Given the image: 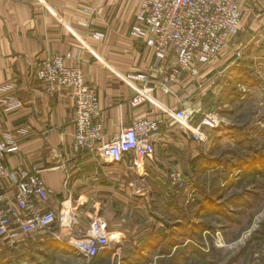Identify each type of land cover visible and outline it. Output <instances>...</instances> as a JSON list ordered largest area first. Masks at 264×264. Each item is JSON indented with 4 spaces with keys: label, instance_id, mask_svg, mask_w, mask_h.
<instances>
[{
    "label": "crops",
    "instance_id": "0c3cea01",
    "mask_svg": "<svg viewBox=\"0 0 264 264\" xmlns=\"http://www.w3.org/2000/svg\"><path fill=\"white\" fill-rule=\"evenodd\" d=\"M141 2L0 0V141L9 146L4 162L11 172L35 171L42 176L50 203L57 209L55 228L62 239L86 230L90 218L102 215L115 238L100 254L111 256L122 250L153 248L150 237L157 231L140 221V195L133 189L145 184L147 177L131 172L127 161L110 163L94 153L77 152L72 97L68 91L47 94L33 67L54 54L63 55L69 66L80 64L97 91L106 139L135 119H163L155 155L146 161V175L166 167L182 169L184 160L197 156L198 145L209 139L192 138L191 129L201 121H196L198 115L190 125L175 122L172 115L191 105L190 98L196 105L203 104L201 111L206 112L208 97L203 94L210 86L209 78L221 75L216 65L219 58L200 65L196 76L185 74L173 82L164 80L166 65L150 73L145 82L129 81L127 75L147 73L155 62L153 50L130 37ZM241 6L240 32L230 45L234 52L247 44L264 45V0H241ZM93 31L103 32L105 38H93ZM220 60L218 65L225 59ZM143 87L149 89L147 99L134 106L132 99ZM193 87L198 99L191 96ZM15 102L20 105L13 107ZM15 193L9 180L0 187L4 198Z\"/></svg>",
    "mask_w": 264,
    "mask_h": 264
},
{
    "label": "rangeland",
    "instance_id": "374dc122",
    "mask_svg": "<svg viewBox=\"0 0 264 264\" xmlns=\"http://www.w3.org/2000/svg\"><path fill=\"white\" fill-rule=\"evenodd\" d=\"M218 63L221 75L209 78L203 94L206 112L189 99L195 118L213 113L220 120L207 129L209 143H200L182 169L145 176L138 215L157 231L152 249L88 261L66 239L44 236L0 244V264H264V45L229 47Z\"/></svg>",
    "mask_w": 264,
    "mask_h": 264
},
{
    "label": "built area",
    "instance_id": "2783aa9c",
    "mask_svg": "<svg viewBox=\"0 0 264 264\" xmlns=\"http://www.w3.org/2000/svg\"><path fill=\"white\" fill-rule=\"evenodd\" d=\"M242 15L241 0H142L130 37L140 46L152 49L155 62L147 73L130 74L127 79L145 82L150 73L164 68V65L167 66L166 83L179 80L185 74L196 76L200 65L218 59L229 49L240 32ZM91 35L97 40L105 38L103 32L93 31ZM33 75L44 84L47 94L68 91L72 97L74 148L77 152L94 153L110 163L127 161L131 172L143 178L146 176V161L155 155L163 119H135L106 139L99 120L97 91L86 80L80 64L69 66L63 55L54 54L38 60ZM163 89H167L166 84ZM148 92L149 89L143 87L132 99V104L143 103ZM19 105L15 102L12 106ZM197 112L195 107L188 105L174 111L172 117L175 122L190 125ZM219 121L216 114H204L191 129L192 138L207 142V129L216 127ZM8 148L5 141H0V187L9 180L16 193L13 197L0 196V241L12 245L44 235L62 239L55 228L57 209L50 203L51 194L44 179L35 171L11 172L4 162ZM175 175L181 181V173ZM133 189L139 195L144 191L141 184L134 185ZM114 238L106 219L100 214L90 218L86 230L65 237L67 244L88 261L108 249Z\"/></svg>",
    "mask_w": 264,
    "mask_h": 264
},
{
    "label": "trees",
    "instance_id": "16d2710c",
    "mask_svg": "<svg viewBox=\"0 0 264 264\" xmlns=\"http://www.w3.org/2000/svg\"><path fill=\"white\" fill-rule=\"evenodd\" d=\"M202 117L200 116V117H197V119L199 120V119H201ZM200 121V120H199ZM98 256V255H97Z\"/></svg>",
    "mask_w": 264,
    "mask_h": 264
}]
</instances>
